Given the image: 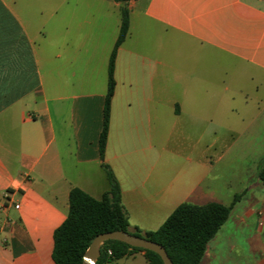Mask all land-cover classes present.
<instances>
[{"label": "crops", "instance_id": "crops-1", "mask_svg": "<svg viewBox=\"0 0 264 264\" xmlns=\"http://www.w3.org/2000/svg\"><path fill=\"white\" fill-rule=\"evenodd\" d=\"M46 1L0 0V264H54L70 190L101 198L104 163L130 232L157 230L183 202L231 205L238 196L200 264H264V0H112L120 16L110 24L106 12L97 25L98 11L79 20L78 0L53 9ZM125 4L130 28L102 157ZM181 141L188 165L176 170Z\"/></svg>", "mask_w": 264, "mask_h": 264}, {"label": "trees", "instance_id": "trees-1", "mask_svg": "<svg viewBox=\"0 0 264 264\" xmlns=\"http://www.w3.org/2000/svg\"><path fill=\"white\" fill-rule=\"evenodd\" d=\"M129 28L130 10L125 4L121 7L120 32L108 65L104 122L99 140L102 157L107 144L111 103L116 87L114 76L116 56L119 46L129 33ZM103 166L110 182V188L101 198H95L79 187H73L70 190L68 215L54 231L52 253L54 264H81L85 252L96 235L114 230L129 231L130 222L122 203L120 183L110 166L105 163ZM258 177L264 183V161L260 165ZM237 198L238 196L231 205L218 201L205 204L183 202L157 230L142 233L137 229L131 233L162 244L174 264H200L208 243L229 218ZM136 251H144L149 264H164L162 257L155 251L113 239L102 243L101 253L95 264H116L119 259L128 257Z\"/></svg>", "mask_w": 264, "mask_h": 264}, {"label": "rangeland", "instance_id": "rangeland-1", "mask_svg": "<svg viewBox=\"0 0 264 264\" xmlns=\"http://www.w3.org/2000/svg\"><path fill=\"white\" fill-rule=\"evenodd\" d=\"M69 3L72 2L73 4H75L76 0H68ZM63 0H47L46 4H47V8H54V7H60V5H62V8H65L67 5L66 3H62ZM113 2L112 0H78V15H79V20L80 19H85V17L87 16V12L88 11H98V15L95 18H91L93 21V24L97 25V24H102L103 20L105 19L104 13L106 12H111V15L109 16V20H110V24L114 23V20H116V18H118L120 15L119 9L114 7L113 5H111ZM45 19H49L48 21V25L50 26H54L57 25L56 22V18L45 17ZM68 21L70 20L69 18L67 19ZM39 22H37L38 24ZM66 38L69 40L70 38V34H66ZM49 51H52L53 53H55L57 50L54 46H52V48L49 49ZM181 132L183 131H187V130H180ZM178 131V132H180ZM177 132V133H178ZM183 135V134H182ZM181 134H177L176 137H182ZM197 136V134H195ZM194 135V136H195ZM174 148H176L175 151V155L173 157V164H174V169H182L187 167L188 163H186L184 156V152L186 151L187 148V144L184 142H179L178 144L176 143L174 145ZM135 264H148L146 259L144 257L138 256L137 259L135 260Z\"/></svg>", "mask_w": 264, "mask_h": 264}, {"label": "water", "instance_id": "water-1", "mask_svg": "<svg viewBox=\"0 0 264 264\" xmlns=\"http://www.w3.org/2000/svg\"><path fill=\"white\" fill-rule=\"evenodd\" d=\"M109 239L120 240L132 246L155 251L162 257L164 264H174L166 248L162 244L124 230L108 231L96 235L85 252L81 264H95L100 256L102 243Z\"/></svg>", "mask_w": 264, "mask_h": 264}, {"label": "built area", "instance_id": "built-area-1", "mask_svg": "<svg viewBox=\"0 0 264 264\" xmlns=\"http://www.w3.org/2000/svg\"><path fill=\"white\" fill-rule=\"evenodd\" d=\"M20 207V204L19 203H16L15 204V208H19ZM0 229H2V227H0ZM109 252H111V251H109Z\"/></svg>", "mask_w": 264, "mask_h": 264}]
</instances>
